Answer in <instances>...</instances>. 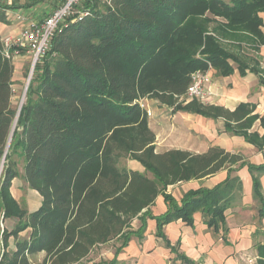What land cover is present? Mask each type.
Wrapping results in <instances>:
<instances>
[{"label": "trees", "instance_id": "trees-1", "mask_svg": "<svg viewBox=\"0 0 264 264\" xmlns=\"http://www.w3.org/2000/svg\"><path fill=\"white\" fill-rule=\"evenodd\" d=\"M8 9L0 2L2 24L9 23ZM261 13L264 0H84L36 64L19 113L12 104L13 60L0 54V214L16 221L1 233L0 264H31L28 256L39 252H45L39 264H77L113 240L123 246L133 221L143 222L142 211L161 194L169 211L156 219L159 229L178 218L190 223L197 210L210 225L223 223L225 211L239 201L237 172L244 166L264 209V164H248L219 147L204 154L156 153L140 104L150 99L221 118L228 131L261 150L264 136L248 133L257 119L252 106L229 111L195 99L178 105L196 72L250 71L264 83L257 61L245 51L256 52L264 43ZM121 161H135L144 171ZM222 170L228 171L223 183L170 205L168 186ZM16 178L41 197L36 211L28 213L11 199ZM26 229L29 238L6 252L8 238ZM256 251L257 264H264V244Z\"/></svg>", "mask_w": 264, "mask_h": 264}, {"label": "crops", "instance_id": "crops-1", "mask_svg": "<svg viewBox=\"0 0 264 264\" xmlns=\"http://www.w3.org/2000/svg\"><path fill=\"white\" fill-rule=\"evenodd\" d=\"M0 2L9 6L6 11L9 23H0V37H3L18 34L29 22L44 20L61 3V0H3ZM260 16L263 21L261 32L264 38V13ZM247 53L257 61L262 71L260 76L264 81V43L256 52L247 49ZM29 60L30 56L24 51L13 59L14 92L15 87L20 85ZM205 73L208 76V81L204 85L206 93L204 100L200 102L229 111L235 110L240 104L252 106V115H256L257 119L248 133L257 134L259 137L264 136V122H261V119H264V83L259 76L250 71L241 75L236 69L228 76H221L213 69H208ZM141 102L143 103L144 100ZM143 106L150 113L147 120L149 128L155 134L156 153L182 150L192 154H204L210 147H219L232 154L241 155L248 164L256 166L264 164V146L258 150L243 137L228 131L225 120L221 118H208L150 99H146ZM124 167L132 171H144L143 167L135 161H128V165ZM237 175L242 182L241 195L236 205L225 211L223 223L210 225L206 214L197 210L192 214L190 223L178 218L169 221L159 229L156 219L169 211V205L161 194L148 209L142 211L145 215L143 222L139 219L133 221L130 238L126 244L120 246L117 244L118 240H113L107 244L118 245L113 248L114 252L102 253L101 257L99 256L100 260L84 263L93 251L77 264L257 263L256 247L264 244V209L253 197L252 178L247 166L241 168ZM227 176L228 171L222 170L209 177L180 182L168 186L165 195L171 198V206H180L190 192L201 189L211 190L223 183ZM259 181L264 198V173L259 177ZM27 192L33 198L26 200L24 207L28 213H31L40 207L41 197L31 189ZM6 220L9 221L10 227L7 231L10 232L16 221ZM29 236L30 229L20 232L16 237L10 236L7 240L6 252L15 251L17 241L28 239ZM44 258L45 252L28 256L31 264H39ZM1 264H7V262L4 261Z\"/></svg>", "mask_w": 264, "mask_h": 264}, {"label": "built area", "instance_id": "built-area-1", "mask_svg": "<svg viewBox=\"0 0 264 264\" xmlns=\"http://www.w3.org/2000/svg\"><path fill=\"white\" fill-rule=\"evenodd\" d=\"M82 1L84 0H61L60 5L56 7L52 13L45 17L44 20L40 22L27 23L16 35H6L0 37V54L3 58L13 60L14 57L18 56L21 51L26 52L30 56V71L24 86L23 98H25V93L32 78L34 68L49 50L51 39L59 31L60 26L65 19L68 16L73 15L75 5ZM207 81L208 76L205 72L194 73L191 76V83L188 86L185 95L181 99H195L198 101L204 100L206 93L204 85ZM149 116L150 113L147 112V117ZM1 220L2 219L0 218V223H2ZM3 251L4 249L1 245L0 234V261Z\"/></svg>", "mask_w": 264, "mask_h": 264}, {"label": "rangeland", "instance_id": "rangeland-1", "mask_svg": "<svg viewBox=\"0 0 264 264\" xmlns=\"http://www.w3.org/2000/svg\"><path fill=\"white\" fill-rule=\"evenodd\" d=\"M247 51V50H245ZM29 71H30V60L29 62L27 63V69L26 71L24 72L25 74L23 75L22 79L20 80V85L18 87H15V92H14V95H13V98H12V104L18 109H20V106L23 102V94H24V86L26 84V80H27V77H28V74H29ZM26 94V93H25ZM145 100L146 99H142ZM192 100H188V99H181L179 100V104L178 105H181V104H187L189 102H191ZM143 102V103H144ZM143 103L141 102L140 100V104L143 105ZM144 107V106H142ZM128 165V161H121L120 162V166H127ZM2 168H3V164H2ZM2 168L0 167V174H1V171H2ZM12 186L10 187V196H11V199H13V201L19 206V207H24V204L26 203V200L28 199H31L33 198V196H31V194L28 191V186L25 184L24 180H22L21 178H18L16 180H14L11 184ZM35 197V196H34ZM0 218L2 219L0 223V234L2 233L3 230L7 231L8 228L10 227V224H9V221H7L6 219H3V216L0 214ZM120 241H118L117 244L120 245ZM116 243H110V244H107L106 246L104 247H99L97 249L94 250L93 254H91L85 261V262H92L94 260H100L99 256L101 257V254H105L106 252H114L113 248L116 246H118Z\"/></svg>", "mask_w": 264, "mask_h": 264}, {"label": "water", "instance_id": "water-1", "mask_svg": "<svg viewBox=\"0 0 264 264\" xmlns=\"http://www.w3.org/2000/svg\"><path fill=\"white\" fill-rule=\"evenodd\" d=\"M20 108H21V106H20ZM18 113H19V111H18ZM3 161H4V158H3L2 162H1V165H0L1 168H2Z\"/></svg>", "mask_w": 264, "mask_h": 264}]
</instances>
